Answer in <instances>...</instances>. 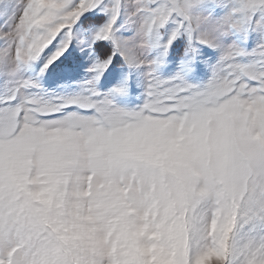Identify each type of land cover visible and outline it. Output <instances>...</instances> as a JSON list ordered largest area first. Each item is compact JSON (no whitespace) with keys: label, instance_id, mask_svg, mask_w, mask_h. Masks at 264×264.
I'll return each mask as SVG.
<instances>
[{"label":"snow or ice","instance_id":"6c2138e0","mask_svg":"<svg viewBox=\"0 0 264 264\" xmlns=\"http://www.w3.org/2000/svg\"><path fill=\"white\" fill-rule=\"evenodd\" d=\"M17 12L0 28V264H264V0ZM77 51L90 75L46 89ZM210 52V77L193 83ZM117 64L122 82L102 90ZM139 76L144 102L121 105Z\"/></svg>","mask_w":264,"mask_h":264},{"label":"rangeland","instance_id":"374dc122","mask_svg":"<svg viewBox=\"0 0 264 264\" xmlns=\"http://www.w3.org/2000/svg\"><path fill=\"white\" fill-rule=\"evenodd\" d=\"M21 3L22 0H8L10 13L0 15V28L7 29L11 26L14 22L13 17L18 14L17 9L21 7ZM252 46L253 40L249 39L248 47ZM80 55L81 54L77 51L67 60L62 58L61 62H57V64L46 73L41 81L44 87L57 92L72 91L78 81L87 78L90 74L87 73L85 63H82L78 59ZM182 55V45L168 53L167 62L162 69L165 76L172 75L180 69V58ZM215 58L216 54L210 52L208 57H206L208 63L198 62L195 65L194 70L187 73V78L193 83H201L208 80L211 75L210 65L215 62ZM90 63L91 62H87L88 66H90ZM37 71L38 67L33 66L32 69L28 70L27 74L35 75ZM126 72V68H122L119 64H117L114 68H111L105 73L100 82V88L102 90H108L118 86L122 82ZM142 82V76L130 79L128 94L126 96L119 97V103L130 108L141 105L144 102V88ZM62 85H67L68 87H62ZM2 88L3 86L0 85V90H2Z\"/></svg>","mask_w":264,"mask_h":264}]
</instances>
